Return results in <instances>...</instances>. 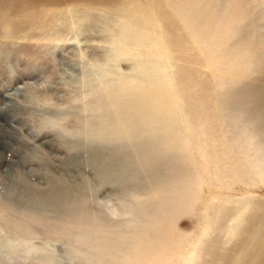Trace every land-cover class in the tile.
<instances>
[{
    "label": "rangeland",
    "instance_id": "obj_1",
    "mask_svg": "<svg viewBox=\"0 0 264 264\" xmlns=\"http://www.w3.org/2000/svg\"><path fill=\"white\" fill-rule=\"evenodd\" d=\"M262 204L264 0H0V264H264Z\"/></svg>",
    "mask_w": 264,
    "mask_h": 264
},
{
    "label": "bare ground",
    "instance_id": "obj_2",
    "mask_svg": "<svg viewBox=\"0 0 264 264\" xmlns=\"http://www.w3.org/2000/svg\"><path fill=\"white\" fill-rule=\"evenodd\" d=\"M160 67V66H159ZM155 72V71H154ZM125 84V83H124ZM146 85V84H145ZM112 86V85H111ZM108 89H109V87H108ZM111 89V88H110ZM109 89V90H110ZM127 98V97H126ZM114 99V98H113ZM113 99H112V101H113ZM133 99V98H132ZM114 101H115V99H114ZM132 103V102H131ZM120 107H123V106H120ZM133 107V106H132ZM124 109V108H123ZM134 109H136V108H134ZM133 111H135V110H133ZM121 112V111H120ZM138 113V112H137ZM132 114H136V113H134V112H132ZM122 115H123V113H122ZM121 115V116H122ZM125 117H126V115H125ZM123 117L124 118V120L122 121V124L121 125H117V124H115L114 126H112V124L108 121V120H102L103 121V123H102V125H103V127L101 128V133H105V132H107V134H103L102 135V137H113V136H127V137H130V130L129 131H127L126 129H125V127H127V125L126 124H128V123H130L129 124V126H130V128H131V126H132V120H133V118H131L132 116L130 115V117L128 116V117ZM134 117V116H133ZM138 118V117H137ZM137 121V120H136ZM144 125H145V123H144ZM129 128V127H128ZM149 128V127H148ZM193 128V127H192ZM132 129V128H131ZM183 145H181V147H183V149L185 150V149H187V150H185V151H187V152H190V148H189V144H186V143H182ZM202 152H203V150H202ZM224 153V152H223ZM222 153V154H223ZM220 159V158H219ZM221 161V159L220 160H218V158L214 161L216 164H218V162H220ZM224 172V171H223ZM226 174V173H225ZM199 175V174H198ZM207 175V174H206ZM197 177V176H196ZM200 177V176H199ZM198 177V178H199ZM240 207V206H239ZM238 207V208H239ZM264 204H262L261 205V208L263 209V211H261V213L259 212L258 214H256L255 213V218H261L262 219V217H264ZM245 208H247V210L249 209V205H247ZM261 209V210H262ZM225 214V213H224ZM226 214H228V213H226ZM225 214V215H226ZM222 217V216H221ZM206 222H208V224L210 223L209 221H206ZM81 227V226H80ZM84 230V229H83ZM90 234V233H89ZM83 235V234H82ZM85 236V235H84ZM82 240V239H81ZM87 242V241H86ZM261 242H263V244H264V241H261ZM195 247V246H194ZM187 259V258H186ZM238 261V259H237V257L236 258H234V260L233 261Z\"/></svg>",
    "mask_w": 264,
    "mask_h": 264
}]
</instances>
